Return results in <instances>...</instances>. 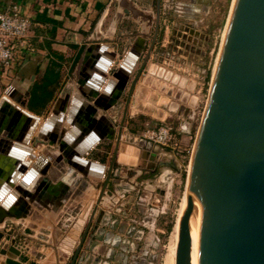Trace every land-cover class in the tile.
Wrapping results in <instances>:
<instances>
[{
    "label": "water",
    "instance_id": "water-1",
    "mask_svg": "<svg viewBox=\"0 0 264 264\" xmlns=\"http://www.w3.org/2000/svg\"><path fill=\"white\" fill-rule=\"evenodd\" d=\"M157 15L156 8V18ZM223 28L209 75L185 185L174 248V264H264V0H232ZM99 48L102 51L104 46L100 45ZM149 50L150 46L128 83L116 132L112 130L110 134L113 147L107 165V176L113 163L130 167L139 165L140 148L121 141V130L133 86L143 69ZM138 54L137 50L129 49L117 64L113 58L114 52L106 54L108 58H100L92 64L94 72L88 74L83 83L85 90L81 93L86 98L93 97L92 104H82L83 100L77 96L69 99L63 119L70 127L65 130L61 126L63 135L59 149L66 159L79 165V169L86 168L85 173L100 176V172L95 171V162L82 158L97 139L91 134L84 138L76 137V130L86 133L87 128L82 129L84 124L97 129L102 127L101 118L94 119L91 114H95L96 106L106 110L119 98ZM111 61L115 65L109 67ZM3 101L1 98L0 103ZM81 105L85 106L84 110L80 108ZM4 109L5 107L0 108V130L6 122ZM61 119L62 115L53 110L41 122L36 136L29 143L34 138L38 139L50 127L57 128ZM34 127L35 125H30L24 133L18 135L9 131L7 137L25 143ZM8 138L0 140V146L3 141L9 142ZM25 154L28 155L29 151ZM123 154L126 160L119 159ZM29 156L34 158L29 164L35 170L45 161L41 154ZM13 162L6 170L5 179L9 184L18 179L19 172L23 171L27 163L21 159H14ZM33 168L27 170L18 184L24 186L28 182L34 174ZM107 176L85 221L75 220L63 239H69L75 244L68 264H75L85 244ZM17 187L20 189L18 185ZM7 191L6 186L0 190V223L3 217L15 212L13 206L6 209L14 196L13 192L6 194ZM20 191L28 198L31 197L27 191ZM2 237L6 239L0 231V239ZM23 256L29 257L24 246H18V240L14 237L11 236L8 243H1L0 264H21ZM50 258L53 259L47 256L40 264H55Z\"/></svg>",
    "mask_w": 264,
    "mask_h": 264
},
{
    "label": "crops",
    "instance_id": "crops-1",
    "mask_svg": "<svg viewBox=\"0 0 264 264\" xmlns=\"http://www.w3.org/2000/svg\"><path fill=\"white\" fill-rule=\"evenodd\" d=\"M7 1L0 0V8ZM17 1L21 13L26 15L30 22L28 36L32 50L18 58L7 72L0 74V100L1 98L4 100L0 103V108L5 107L3 115L4 119L6 118L5 124L0 130V140H6L9 131L18 135L24 133L30 125H35V127L25 143L8 138L9 142L3 141L0 146V190L6 186L9 190L6 194L8 192L14 193L6 209L13 206L15 212H17V214L14 212L11 216L3 217L0 223V231H3L7 237L5 240L3 237L0 239V245L2 242L8 243L11 236L17 239L18 242H26L24 250H26L29 257L23 256L21 264H26V262L28 264H40L42 260L47 258L49 253L47 251L43 252L44 256L37 255V252L44 250V246L37 239V234L41 233L43 226H48L47 229L52 232L58 230L61 227V220L68 212L69 202L73 200L72 195L76 193L80 183L86 184V191L95 193L96 197L104 178L107 176L106 170L109 159L91 158L88 153L99 141H110L111 132H116L117 121L120 119L123 104L118 118L107 115L104 111L110 108L113 109L119 98L106 110L96 106L95 114H91L94 119L99 120L101 118L102 127L100 129L92 126L86 127L84 124L82 129L87 128L85 129L86 133L82 134L80 129L76 130V137L84 138L87 137V134H91L97 139L88 147L82 158L95 162V171H99L100 176L85 173V170L87 172L86 168L84 170L79 169V165H74L71 160L63 156L62 151L59 149V143L63 135L60 128L63 126L67 130L70 127L63 119L70 98L77 96L83 100L82 104H92L93 97L86 98L81 93L85 90L83 83L88 78V74L94 72L91 68L92 64L100 58H108L107 55L110 52L115 53L113 56L116 61L115 64L119 63L122 53H118L119 49L115 48V46L118 47L117 37L120 34L118 17L121 13L126 12L124 8L131 10L132 6L129 2L124 4L119 0ZM113 1L115 6L111 12V17L108 18ZM126 18H129V16ZM107 19L108 24L103 31L101 26ZM94 44L95 47H92ZM100 45L104 46L102 51H100ZM115 64H112L111 61L109 67ZM67 68L71 70L73 79L65 82L61 87L58 82L54 84V80L57 81L56 77L60 79L61 74L64 70L67 71ZM134 70L135 67L130 71L128 81L133 77ZM47 71L49 73L47 78L44 79L43 76ZM32 87L35 88V99L31 101L30 91ZM50 88L53 89L52 96H50ZM37 95H41L39 100ZM129 100L125 117H127V112L129 113L131 99ZM80 108L84 110L85 106L81 105ZM53 110H57L62 115L57 128L50 127L38 139L34 138L33 142L29 143L30 139L36 136L37 128L41 122L48 118ZM114 113L116 114L115 111ZM7 115L9 117H6ZM83 117L85 116L83 115ZM23 127L25 128L22 131ZM125 131L126 127L124 125L121 130L123 137L126 135ZM135 139L136 137L132 138L131 144L138 146L141 155L145 153V156L139 157V165L135 167L118 163L113 164L110 171H108L109 175L107 176L106 186L102 191L100 203L105 198L104 195L107 197V193L111 197L126 192L136 194L141 190L142 185H149L152 177H155L154 182L158 183L157 186L161 183L163 187H167L171 181L168 173L170 171L177 172L175 170V168L177 169V162L174 153L146 140L138 139L135 143ZM111 140L113 141V139ZM38 142L40 143L38 144ZM11 147L13 148L11 149ZM26 151L34 156L41 154L45 158L38 170L30 166L29 163L33 162L34 158L29 154H25ZM12 158L15 160L21 159L28 164L25 163L23 171L19 172L18 179L9 184L5 177L7 175L6 170L14 163ZM29 168L34 170L32 177L24 186L18 184V181L22 180ZM17 185L21 190L27 191L31 197L28 198L29 196L23 195ZM85 197H88V195L85 194L83 199ZM73 201L77 203V200ZM29 231L31 234L27 233ZM30 258L34 260H30ZM49 260H54L55 264H65L64 261L61 263L60 260L62 259L58 257Z\"/></svg>",
    "mask_w": 264,
    "mask_h": 264
},
{
    "label": "rangeland",
    "instance_id": "rangeland-1",
    "mask_svg": "<svg viewBox=\"0 0 264 264\" xmlns=\"http://www.w3.org/2000/svg\"><path fill=\"white\" fill-rule=\"evenodd\" d=\"M191 1L194 0H189ZM231 1L209 0V6L198 13L196 18H191L192 22L188 24L187 29L184 26L189 21L188 18L185 19V15L192 13L183 15L184 13L175 12L180 16L172 17L162 15L161 22L164 19L163 26L166 25L167 28L163 27L160 31L158 42L133 86L129 113L127 112L123 122L126 135H121V141L131 143L133 137H136L135 143L138 139L143 141L141 133L146 128H154L160 123L170 125L178 138L179 151L174 155L177 172L168 173L171 181L167 187H163L161 183L157 186L155 177H152L149 185H142L136 194L126 192L114 197L109 193L107 197L104 195L105 198L96 208L85 244L75 264L166 263L168 243L171 241L177 209L184 195L189 170L187 164L193 143L194 146L196 143L209 75ZM198 2L199 0H196V3ZM149 3L150 0H141L140 4L149 9ZM114 6L113 1L108 18L111 17ZM170 21L175 22L177 26H173ZM107 24L108 19L102 24L101 30L104 31ZM181 31L186 33L182 34ZM56 79L53 83L58 82L61 87L73 79V74L67 68L60 79ZM127 84L113 109L110 108L104 113L118 118ZM52 94L53 89L50 88V96ZM46 111L47 109L45 114ZM112 147V140H101L88 156L96 159L100 157L102 160L110 159ZM144 154L141 156L144 157ZM192 154L193 151L190 160ZM86 187L87 185L81 182L76 193L72 195V199L77 200V203L73 200L69 202L68 212L61 220L58 230L52 232L47 229L48 226H43L41 233L37 234L39 243L44 246V250L37 252V255L44 256L43 252L48 251L47 256L58 257L62 259L61 263L68 262L75 244L69 239H63L75 220L85 221L95 199V193L86 191ZM85 194L88 197L83 199ZM27 233L31 234L30 231Z\"/></svg>",
    "mask_w": 264,
    "mask_h": 264
},
{
    "label": "flooded vegetation",
    "instance_id": "flooded-vegetation-1",
    "mask_svg": "<svg viewBox=\"0 0 264 264\" xmlns=\"http://www.w3.org/2000/svg\"><path fill=\"white\" fill-rule=\"evenodd\" d=\"M119 1H122L124 4L129 2L132 6L131 10L128 8L127 9L124 8L126 12L121 13V15L118 17V26H119L120 34L118 35L117 38L119 42L118 51L122 53V55L129 49H134L139 52L137 60L134 64L135 67L134 72L137 70L138 66L140 65L146 49L150 46V50L147 55L148 58L151 51L154 49L155 45L158 42V36L160 34V31L162 30L163 27L167 28L166 25L163 26L164 19L161 22L162 15L167 14L169 17H172V15L180 16V14H176L175 12L184 13L183 15H185V13H192L191 15L189 14L185 15V19L188 18L187 20L189 21L186 22V26H184V28L187 29V27L192 22L191 18L193 19L196 18L198 13H200L201 11L204 10V8L209 6V0H199L198 3H196V0H194L193 2L192 1L189 2V0H150L149 9H148L142 7L143 5L140 4L141 0H132V1L119 0ZM156 8L158 14L157 18L155 16ZM128 16L129 18H126ZM170 22L172 23L173 26L175 27L177 26L175 22L173 21ZM155 27H156V31H154ZM181 32L182 34L186 33L185 31H181ZM126 41L128 42L126 43Z\"/></svg>",
    "mask_w": 264,
    "mask_h": 264
},
{
    "label": "built area",
    "instance_id": "built-area-1",
    "mask_svg": "<svg viewBox=\"0 0 264 264\" xmlns=\"http://www.w3.org/2000/svg\"><path fill=\"white\" fill-rule=\"evenodd\" d=\"M29 23L28 17L21 13L17 0H8L0 8V74L7 72L18 58L32 50L28 36ZM141 137L171 150L174 154L179 151L175 131L166 123L146 128ZM18 246L23 247L25 244L18 242Z\"/></svg>",
    "mask_w": 264,
    "mask_h": 264
},
{
    "label": "bare ground",
    "instance_id": "bare-ground-1",
    "mask_svg": "<svg viewBox=\"0 0 264 264\" xmlns=\"http://www.w3.org/2000/svg\"><path fill=\"white\" fill-rule=\"evenodd\" d=\"M231 5V4H230ZM223 32H224V28H223V31H222V35H223ZM221 35V36H222ZM153 66V65H152ZM150 70V69H149ZM165 74V72H164ZM173 76V75H171ZM114 80V78H112ZM142 82V81H141ZM181 82V81H180ZM183 85V84H182ZM155 86V85H154ZM195 141V140H194ZM193 147L194 146V143H193V146H192V150H191V153L193 151ZM191 153H190V156H191ZM127 156H131L130 154H127ZM190 156H189V160H188V164H187V168L190 167V164H189V161L191 163V160H190ZM119 159L121 160H126V157H125V154L123 155H120L119 156ZM186 172H187V169H186ZM189 172V170H188ZM188 176V175H187ZM187 181V180H186ZM185 190V189H184ZM184 196V195H183ZM183 196L181 198V202L179 204V207L177 209V216H176V222L172 228V231H171V241H169L168 243V249H167V254H166V263L165 264H174V248H175V242H176V238H177V228H178V220H179V216H180V212H181V207H182V201H183Z\"/></svg>",
    "mask_w": 264,
    "mask_h": 264
},
{
    "label": "trees",
    "instance_id": "trees-1",
    "mask_svg": "<svg viewBox=\"0 0 264 264\" xmlns=\"http://www.w3.org/2000/svg\"><path fill=\"white\" fill-rule=\"evenodd\" d=\"M48 71H49V70H48ZM48 71L44 74V76H43L44 79L47 78V75H48V73H49ZM30 92H31L30 97L32 96V97H31V101H32V99H35V94H34V93H35V88L32 87ZM41 95H42V94H41ZM41 95H37V99H38V100L40 99V96H41ZM33 102H34V101H33ZM35 102H36V101H35Z\"/></svg>",
    "mask_w": 264,
    "mask_h": 264
}]
</instances>
